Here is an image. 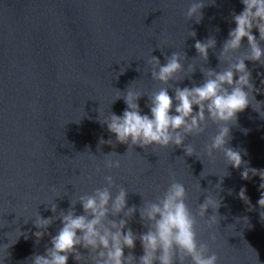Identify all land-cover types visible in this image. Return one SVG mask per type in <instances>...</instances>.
I'll return each instance as SVG.
<instances>
[{"label": "water", "instance_id": "obj_1", "mask_svg": "<svg viewBox=\"0 0 264 264\" xmlns=\"http://www.w3.org/2000/svg\"><path fill=\"white\" fill-rule=\"evenodd\" d=\"M190 2L0 0V224L7 222L0 227V245L14 240L17 228L23 233L8 249L10 256L3 264H31V256L43 255L51 246V237L62 221L57 219L47 230L51 235L46 233L37 243V210L44 218L59 216L61 210L70 208V198L104 186L105 175L114 176L117 185L129 191V207H139L143 198L155 199L160 194L157 187L161 191L167 188L171 172L188 189V203L194 211L207 196L204 190L222 197L219 214L224 219L215 229L217 241H209L211 230L206 225L200 231V239L209 241L220 264H264V219L260 215L264 209L258 204L264 181L259 175L243 179L244 166H227L221 153L215 154V162L202 154L216 134V125L210 123L205 135L189 137L188 142L197 148L196 157L187 156L182 147L155 145L147 151L133 146L124 155L129 145L117 142L99 122L110 111L123 114L127 105L123 98L115 100L117 89L125 91L131 84L145 94L138 101L142 114L151 115L148 95L166 87L147 73L151 55L165 64V54L187 53L185 68L192 64L196 71L191 79L172 82L180 88L202 84L201 69L219 71L217 55L229 31L236 27L232 14L241 13L245 6L241 0H205L208 6L203 9V20L196 23L185 18ZM189 29L196 37H189ZM253 34L259 38L257 29ZM212 36L217 45L209 51L207 63L198 57L194 44ZM243 44L248 46L246 38ZM245 63L252 73L256 100L238 113L229 146L241 151L248 167L264 170V66ZM169 94L174 97L173 88ZM171 114H176L174 109ZM101 137L113 140L115 146L100 145ZM88 151L97 159H91ZM110 152L124 155L121 168L96 174L98 165L103 168L104 154ZM226 167L230 174L223 177L222 189H217ZM241 188L246 189L250 204L239 197ZM45 202L56 203L57 212ZM75 211L84 214L79 203ZM212 214L209 209L208 215ZM129 227L137 234L146 231L139 211ZM79 250L88 255L87 250ZM129 252L143 255L141 242L137 240L134 249H125V255ZM4 255L0 249V258ZM68 264L79 262L70 256Z\"/></svg>", "mask_w": 264, "mask_h": 264}, {"label": "clouds", "instance_id": "obj_2", "mask_svg": "<svg viewBox=\"0 0 264 264\" xmlns=\"http://www.w3.org/2000/svg\"><path fill=\"white\" fill-rule=\"evenodd\" d=\"M241 2L245 6L244 10L239 14L233 12L236 27L229 31V38L217 55L220 61L219 71L212 68L201 69L204 75L202 84L180 88L172 83L191 79L196 71L192 64L185 68L189 59L185 51H174L170 56L165 54V64H161L160 59L154 55L147 60V73H151L154 81L166 85L148 95L151 115L142 114L138 103L144 93L135 90L132 84L125 91L117 89L115 100L123 98L126 109L122 115L110 111L103 118L99 117V122L107 126L117 142L129 145L124 155L134 150L133 146L147 151L155 145L161 148L182 147L187 156L197 157V148L188 139L205 135L211 123L216 125L217 131L211 136L210 142L204 145L202 154L215 162V154L221 153L227 166L231 165L236 169L244 166L241 173L243 179L259 175L264 181V170L248 167L241 151L229 146L232 139L231 128L238 123V113L252 106V99L256 100L253 92L257 90L245 62H258L264 66V0ZM209 3H214V0ZM206 6L205 0H191L185 12L186 20L200 23ZM254 29L258 30L259 38L253 34ZM196 35L194 30L189 29V37L194 38ZM245 38L248 41L246 48L243 44ZM216 45L217 40L212 36L203 42L196 40L194 47L198 57L208 63L209 51L216 49ZM221 65L224 66L220 67ZM123 71L121 69V73ZM137 71L141 69L138 68ZM118 77L119 74L117 79ZM170 88L174 89V97L169 94ZM195 108L199 111H195ZM173 109L175 115L171 114ZM254 109L260 112L258 108ZM86 115L87 113L84 116ZM261 117L264 118V115ZM80 120L75 122L79 123ZM105 143L115 146L113 140L105 141L101 137L100 145ZM87 153L91 159H97L90 151ZM124 155L116 152L104 154L103 168L98 165L96 174L102 173L104 169L121 168ZM229 174L226 167L224 175L220 176V183L216 185L217 189H222L223 177ZM170 175L172 180L167 188L161 191L157 187L155 190L160 194L155 199L143 198L139 207H129V191L124 186H118L114 176L105 175L104 186L95 188L90 194L70 198V208L66 212L61 210L59 216L44 218L37 210L34 220L35 227L40 229L34 233L37 243L46 233L51 235L47 230L57 219L62 221V227L51 237V246L46 248L45 254H34L29 258L31 264H68L70 256L79 264H220V257L212 251L209 241H217L215 229L224 219L219 214L222 197L217 192L204 190L207 191V196L194 211L188 203V189L175 178V172ZM260 188L264 189V183L260 184ZM239 197L250 204L245 188H241ZM78 203L82 205L84 214L77 215L75 207ZM43 204L50 205L53 213L57 212L56 203ZM258 204L264 209V192L261 193ZM209 209L213 210L211 216L208 215ZM137 211L146 229L139 234L129 227V221ZM260 215L264 219V212ZM116 217L122 218L115 219ZM244 219L247 220V217ZM205 225L211 230L209 241L200 239V231ZM5 226L7 222L0 224V227ZM16 231L19 234L14 240L0 245L5 253L0 258V264L10 256L8 249L23 235L19 228ZM137 240L141 242L143 255L136 257L131 252L125 255V249H134ZM80 248L87 250L88 255L82 253Z\"/></svg>", "mask_w": 264, "mask_h": 264}]
</instances>
